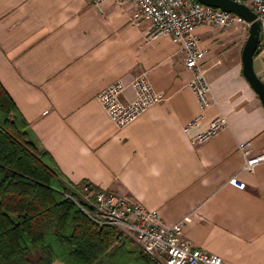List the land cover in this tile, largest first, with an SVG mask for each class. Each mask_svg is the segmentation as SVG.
I'll return each mask as SVG.
<instances>
[{
  "label": "crops",
  "instance_id": "crops-1",
  "mask_svg": "<svg viewBox=\"0 0 264 264\" xmlns=\"http://www.w3.org/2000/svg\"><path fill=\"white\" fill-rule=\"evenodd\" d=\"M134 12L114 0H0V84L71 183L139 203L166 224L184 221V239L223 264H264V163L244 170L238 149L264 152V108L242 74L245 32L196 28L212 98L202 110L177 45L150 38ZM257 52L264 81V47ZM143 73L163 100L118 129L96 96ZM132 98L128 87L122 100ZM217 117L225 129L194 144Z\"/></svg>",
  "mask_w": 264,
  "mask_h": 264
},
{
  "label": "built area",
  "instance_id": "built-area-1",
  "mask_svg": "<svg viewBox=\"0 0 264 264\" xmlns=\"http://www.w3.org/2000/svg\"><path fill=\"white\" fill-rule=\"evenodd\" d=\"M86 1L99 6L105 0ZM114 1L134 7L132 22L134 24L148 22L147 34L150 38L156 39L162 35L170 37L184 59L185 68L192 73L188 86L194 93L200 108L202 110L208 108L212 98L202 69L205 53L198 46L199 41L195 30L203 25L216 26L223 30L240 25L248 29L249 24L233 13L205 6L196 0ZM231 1L246 5L255 14V21L260 26L259 47H264V0ZM128 87L132 89L133 98L123 101V94ZM96 100L110 122L116 128L122 129L138 119L153 105L161 102L163 96L154 91L150 79L146 73H143L129 84L121 80L112 83L98 93ZM194 124L195 120L186 128ZM226 126V119L217 117L210 122L208 129L192 139V142L198 144L216 136ZM248 147L249 144L245 143L239 145L238 149L245 159L243 169L251 172L255 166L264 163V152L249 156ZM227 183L239 190L245 188V184L235 177L230 178ZM91 185L85 187L81 194L82 199L91 209L86 210L79 206L82 212L95 224L111 226L123 238L133 241L155 264H223L220 257L208 254L184 239L182 235L184 221L166 224L158 212Z\"/></svg>",
  "mask_w": 264,
  "mask_h": 264
},
{
  "label": "trees",
  "instance_id": "trees-1",
  "mask_svg": "<svg viewBox=\"0 0 264 264\" xmlns=\"http://www.w3.org/2000/svg\"><path fill=\"white\" fill-rule=\"evenodd\" d=\"M88 185L61 175L0 84V264H155L82 212Z\"/></svg>",
  "mask_w": 264,
  "mask_h": 264
},
{
  "label": "water",
  "instance_id": "water-1",
  "mask_svg": "<svg viewBox=\"0 0 264 264\" xmlns=\"http://www.w3.org/2000/svg\"><path fill=\"white\" fill-rule=\"evenodd\" d=\"M197 2L220 9L225 12L233 13L249 24L248 36L245 41L242 53V74L251 89L257 95L262 107L264 108V81H261L253 69L254 55L260 43V26L255 21V14L243 4H238L231 0H196Z\"/></svg>",
  "mask_w": 264,
  "mask_h": 264
},
{
  "label": "rangeland",
  "instance_id": "rangeland-1",
  "mask_svg": "<svg viewBox=\"0 0 264 264\" xmlns=\"http://www.w3.org/2000/svg\"><path fill=\"white\" fill-rule=\"evenodd\" d=\"M242 27V31L245 32V35L248 36V29L247 28H244L243 26ZM219 28V27H218ZM133 242V241H132Z\"/></svg>",
  "mask_w": 264,
  "mask_h": 264
}]
</instances>
